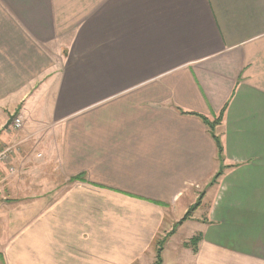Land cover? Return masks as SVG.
Returning a JSON list of instances; mask_svg holds the SVG:
<instances>
[{
    "label": "crops",
    "instance_id": "0c3cea01",
    "mask_svg": "<svg viewBox=\"0 0 264 264\" xmlns=\"http://www.w3.org/2000/svg\"><path fill=\"white\" fill-rule=\"evenodd\" d=\"M202 116L219 121L221 155ZM19 140L16 171L53 165L89 184L50 189L67 193L47 206L58 223L79 190L83 209L95 188L167 211L189 197L184 243L201 240L183 246L188 264H264V0H0V147ZM10 174L0 165L1 191ZM158 215L150 239L112 252L104 239L76 251L92 243L60 224L50 254V235L27 228L4 262L136 264L157 256Z\"/></svg>",
    "mask_w": 264,
    "mask_h": 264
},
{
    "label": "rangeland",
    "instance_id": "374dc122",
    "mask_svg": "<svg viewBox=\"0 0 264 264\" xmlns=\"http://www.w3.org/2000/svg\"><path fill=\"white\" fill-rule=\"evenodd\" d=\"M66 52V51H65ZM15 116H20L23 124L20 128H13L10 124V133L14 136H18L24 126V119L19 113H15ZM13 120V119H12ZM12 122V121H11ZM17 141V140H16ZM20 141V140H19ZM22 142L19 143H5L0 147V152L8 151L7 157L4 161H0V165H8L10 175L9 185L5 190H0V264H6L4 262L5 253L10 246V239H14L21 235V232L27 228L30 230H37V234L43 236L46 233L51 237V243H49L48 250L51 254L57 250L54 239L57 238L56 232L62 225L67 232L71 231L74 236L80 237L78 242L87 240V243H92L84 248L80 246L76 251L83 252L84 250L98 249L97 240L104 239L108 241L109 250L115 251L118 245L122 241L126 242L127 248L131 246L137 232H141L142 235L147 233L149 239L151 237V223L153 216L159 213V218L164 217L165 221L159 227V231L154 237L152 247L149 250H157V240H163L169 237L168 232L171 228H174V224L183 216L182 204L189 206V197L185 198L183 202L175 207L174 210H166L155 207L148 204L144 200H138L129 196L114 192V191H100L94 189L93 194L88 193L87 197L92 199V208H79L82 207L85 201V194L83 190H79L76 199L79 203L75 209H69L62 211L63 216L58 223L55 217L54 211L50 209L52 201L64 200L67 193L57 194L50 191L56 184L59 186L64 185H83L89 186L88 183L79 184L75 181L68 180L65 177H56L53 174L55 170L54 166H46L43 170L37 171L33 169L29 170L28 167L24 172L16 171V165L13 166V158L21 151ZM40 155V154H39ZM57 158V156H56ZM22 175V177H20ZM63 175V174H62ZM111 181L117 180V178L109 179ZM122 180V179H120ZM127 180V179H126ZM20 184L21 189L13 190V186ZM120 188H130L127 185L121 184ZM64 189V188H63ZM69 196V195H68ZM163 212V215L161 213ZM67 212V213H66ZM169 213L168 215L166 214ZM158 218V220H160ZM167 219V220H166ZM49 220V221H48ZM148 220V221H147ZM48 221V225H47ZM170 221L171 223H166ZM61 224V225H60ZM155 224V223H154ZM64 229V230H65ZM156 229V225H155ZM194 231V225L192 222L183 224L181 227H177L175 234L172 237L166 239L163 243V264H188V255L184 253V241L191 236ZM49 233V234H48ZM55 235V238L53 236ZM37 235V238H38ZM38 242L35 243L37 246ZM42 244V243H41ZM73 250H75L73 248ZM156 252L150 253L148 256L137 261L136 264H155Z\"/></svg>",
    "mask_w": 264,
    "mask_h": 264
},
{
    "label": "trees",
    "instance_id": "16d2710c",
    "mask_svg": "<svg viewBox=\"0 0 264 264\" xmlns=\"http://www.w3.org/2000/svg\"><path fill=\"white\" fill-rule=\"evenodd\" d=\"M202 118L206 121V123L209 125V127L211 128V132L213 134V137L216 140L218 149H219V154L221 155L223 153V146L222 143L220 141V138L216 135L215 133V127L216 125L219 123L218 120L215 121H210V119H208L205 116H202ZM220 175V172L217 173L216 177H218ZM81 179L80 176H75L72 177L71 180L72 181H76ZM199 206V202H197L195 205H193L192 207H190L187 212L185 213V215L175 223L174 228L172 229V231L169 233V235L173 234L177 227H179L181 224H183L186 220H188L191 216L192 213L196 210V208ZM166 240V238H164L163 240H157V245H158V249H157V256H156V262L155 264H163V257H162V251H163V243ZM201 240V235H195L194 237H192L188 242H185L184 245L189 247H193L194 251L198 250V244Z\"/></svg>",
    "mask_w": 264,
    "mask_h": 264
},
{
    "label": "built area",
    "instance_id": "2783aa9c",
    "mask_svg": "<svg viewBox=\"0 0 264 264\" xmlns=\"http://www.w3.org/2000/svg\"><path fill=\"white\" fill-rule=\"evenodd\" d=\"M23 124V121L20 116H15L11 122V126L13 128H20ZM8 151L0 152V161H4V159L7 157Z\"/></svg>",
    "mask_w": 264,
    "mask_h": 264
},
{
    "label": "water",
    "instance_id": "95a60500",
    "mask_svg": "<svg viewBox=\"0 0 264 264\" xmlns=\"http://www.w3.org/2000/svg\"><path fill=\"white\" fill-rule=\"evenodd\" d=\"M13 118H14V115H12V116L10 117V119H9L7 125H6L7 128L10 126L11 121H12Z\"/></svg>",
    "mask_w": 264,
    "mask_h": 264
}]
</instances>
